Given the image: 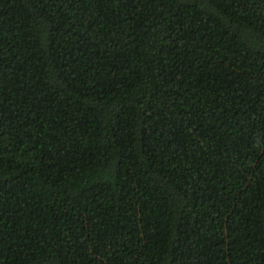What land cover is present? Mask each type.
Wrapping results in <instances>:
<instances>
[{
  "label": "trees",
  "instance_id": "obj_1",
  "mask_svg": "<svg viewBox=\"0 0 264 264\" xmlns=\"http://www.w3.org/2000/svg\"><path fill=\"white\" fill-rule=\"evenodd\" d=\"M0 264H264V0H0Z\"/></svg>",
  "mask_w": 264,
  "mask_h": 264
}]
</instances>
